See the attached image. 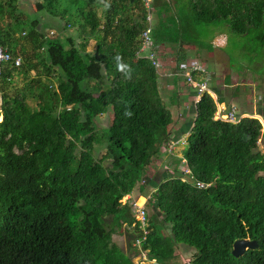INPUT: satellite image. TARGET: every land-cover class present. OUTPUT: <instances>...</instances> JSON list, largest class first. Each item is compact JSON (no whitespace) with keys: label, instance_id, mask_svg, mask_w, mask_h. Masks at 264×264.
<instances>
[{"label":"trees","instance_id":"16d2710c","mask_svg":"<svg viewBox=\"0 0 264 264\" xmlns=\"http://www.w3.org/2000/svg\"><path fill=\"white\" fill-rule=\"evenodd\" d=\"M145 1L35 0L30 13L23 0H0V47L12 56L0 64V264H136V257L137 264H264L261 121L216 117L217 102L228 103L223 112L244 110L227 100L240 97L238 87L225 99L210 87L205 63L206 72L191 74L208 91L188 87V131L176 139L169 107L179 102L178 84H190L182 65L200 61L190 50L211 52L216 31L264 49V0ZM149 24L152 41L140 54ZM262 105L256 112L264 119ZM105 114L112 120L100 129ZM163 148L170 175L148 177ZM146 185L155 210H146L142 228L122 199L136 188L147 196ZM115 234L126 235L129 249ZM243 238L257 246L233 255Z\"/></svg>","mask_w":264,"mask_h":264},{"label":"rangeland","instance_id":"374dc122","mask_svg":"<svg viewBox=\"0 0 264 264\" xmlns=\"http://www.w3.org/2000/svg\"><path fill=\"white\" fill-rule=\"evenodd\" d=\"M34 2L35 0H23V4L21 5L22 7H24L26 9V11L28 12H33L35 10V6H34ZM226 30H220V31H216L215 36L213 38H208V41L212 43L213 48L212 51H214L215 55L213 56V54H210L209 51L205 50V49H201L200 51H198L197 49H192L190 50V57H195V59H197V61H199V63H205L208 62L207 65L210 67L211 70H214L216 72V69L218 70L217 73L219 72V75H226V74H230L231 79L236 78L235 75L238 74V72H240V78L246 77L245 80H247V84L249 85L252 90L250 88L249 89V93L248 96H253V98L250 96L248 97V100H244L243 102L246 104H251L253 102V104L250 106V108H247V110H250L252 107H255L256 105H258V103L260 105H262L263 101H264V49L261 48L259 41H250L247 42L248 36L246 37H238L236 35H232L228 41V34L225 32ZM73 32V30L71 29V33ZM254 40V39H253ZM206 41V40H205ZM207 41V42H208ZM96 48V42L94 40H89L88 45H87V50L88 51H94ZM255 49V50H254ZM250 50H254L255 53L253 51L250 52ZM166 52L168 53V56L165 57L166 58V62L168 63V66L172 67L175 64V57L173 54V50L170 48H167ZM261 52V53H260ZM258 57L259 59H254L255 57ZM215 57V58H214ZM220 57L222 58V60H219ZM244 57V58H243ZM215 62H211V60H214ZM219 60V61H218ZM219 62H221L222 64L220 65ZM224 62V64H223ZM226 66L229 69H232V71H230L228 68H226ZM225 67V68H223ZM250 67H252L255 72L253 73L254 75H249ZM168 69V67H167ZM225 71V72H224ZM244 74V75H243ZM210 75H213L210 71ZM255 78L256 83L253 84L251 83V81H253V78ZM168 78H163V83H167L164 86L166 87L167 90H171L172 88V84L168 83ZM220 80L222 81V76L220 78ZM258 80V81H257ZM215 78L213 76H211V80H210V85H213L215 82ZM220 81V82H221ZM186 84V85H185ZM178 84V92H179V102L173 105L169 104V107L172 111L173 114V118H174V123L170 126L171 127V133L174 136H177L180 132L182 133H187V128L185 125V119H187L189 116L188 113H190V109L192 108V101L190 99H185L184 95L188 93V87L190 86H194L192 84ZM258 84V85H257ZM198 82L195 81V86L197 87ZM244 88L245 86L242 85L240 86V88ZM163 88V87H161ZM160 88V89H161ZM166 89L163 91L161 89V94H162V98L164 101L168 102L169 101V93L165 92ZM245 89V88H244ZM240 90L243 89H238L236 90V92H239ZM251 90V91H250ZM253 92V93H252ZM189 94V93H188ZM245 98L247 97V95L244 96ZM258 99V100H257ZM190 106V107H189ZM235 106L237 108L241 107L240 103H235ZM262 110L264 111V106L262 105ZM2 119V116H0V120ZM112 120V115L111 114H105L103 116H101L99 118V120H97V125L100 129H102V127H106L110 124V121ZM261 121V120H260ZM262 123V121H261ZM262 128L264 129V124H262ZM262 129V131H263ZM186 137V136H185ZM103 142H101V144H97V149L96 152L98 153L100 151V154H102L104 152L103 150ZM184 146L185 145H181ZM259 149L261 152L264 153V140L259 139ZM162 155H160L159 159H156V163L154 165H152V168L149 169V173L147 174L148 177H150L151 175H153V173H155V171H158L157 173H166V175H170V171L166 170L164 165L166 163H168L169 161V156L170 154L167 153L166 151L164 152V148L162 149ZM147 177L146 182H149V178ZM146 192L148 193L147 196H141L139 195V191L136 188L135 192L131 195H127L122 199V202H126L128 199L131 201V205H134L136 203L137 206H142L144 205L145 209L147 211H152L153 209L155 210V207H149L147 205L148 203V197L150 196V192L152 191V187L149 185L145 186ZM143 198V200H142ZM113 239L119 244L121 245L125 250L129 249V242H128V238L126 237V235H118L115 234L113 236ZM139 249H143L142 246H139ZM185 248L182 247V249L180 248H176L175 252L176 253H180L181 256H179L176 261H178L179 263H184L183 261V252ZM183 250V251H181ZM186 255V253L184 254ZM187 256V255H186ZM135 263L137 264L139 262L138 257H136L134 259ZM142 263L144 264H149L148 260H142Z\"/></svg>","mask_w":264,"mask_h":264},{"label":"built area","instance_id":"2783aa9c","mask_svg":"<svg viewBox=\"0 0 264 264\" xmlns=\"http://www.w3.org/2000/svg\"><path fill=\"white\" fill-rule=\"evenodd\" d=\"M146 5L149 7V0L145 1ZM148 20H151V16H148ZM152 25L149 24L148 25V28L144 31L143 33V41H142V46L140 48V54L143 53V52H146L148 51V47H149V44L150 42L152 41ZM147 57L151 60H154V63L157 65V61L155 60V55H156V52H153V51H150L148 52L147 54ZM12 58L11 54L4 51L1 47H0V64L1 62L3 61H8ZM21 63L20 59L17 58L15 60V64L16 65H19ZM182 67H189V70L185 73V76L187 77V80L190 84L194 85L195 86V79L194 77L192 76L191 74V71H194V73L196 75H199L200 73L202 72H206V68L201 65L199 62H191V64L187 65H182ZM198 82V85H197V88H198V91L199 92H203V91H208V87H207V83L206 82H199V81H196ZM225 109V108H224ZM216 117L217 118H221V119H224L226 121H233V122H237L241 119L242 115H237V113L235 112V109L234 107L228 111V112H223V109L222 110H218L217 113H216ZM179 141H170L168 144H167V148L166 150L170 153H173L176 149V146L178 144ZM182 143L184 144L185 142L182 141ZM185 173H190L189 170H185ZM196 186L198 188H205V187H208L209 184L208 183H205L203 181H196ZM150 197V196H149ZM148 197V198H149ZM135 207L136 209V218L137 220L141 223V227L142 228H145V223H146V209L144 207V205L142 206H137L136 203L134 205H132ZM144 233L146 234L147 231H144ZM136 245H138V247L140 246V240L137 241L135 243Z\"/></svg>","mask_w":264,"mask_h":264},{"label":"crops","instance_id":"0c3cea01","mask_svg":"<svg viewBox=\"0 0 264 264\" xmlns=\"http://www.w3.org/2000/svg\"><path fill=\"white\" fill-rule=\"evenodd\" d=\"M214 37V36H213ZM212 37V38H213ZM215 52L214 51H211L210 52V54H213V56L215 55L214 54ZM215 58V57H214ZM219 60H222V58L220 57V59ZM218 60V61H219ZM223 61V60H222ZM211 62L213 63V62H215V59L214 60H211ZM208 62H205V64H207ZM219 64L221 65L222 63L221 62H219ZM223 64H224V62H223ZM209 67V66H208ZM210 68V67H209ZM223 68H225V67H223ZM226 68H228L227 66H226ZM229 69V68H228ZM233 69V68H232ZM232 69H229L230 71H232ZM247 70H250V71H248L249 72V75H254L253 73L255 72V70L252 68V67H250L249 69H247ZM210 71H211V73L213 74V75H210V76H213L214 78H215V82H214V84L213 85H210V87L212 88V89H214V90H216V91H218L219 92V95H220V97H222L223 99H225V96L226 95H229V93H230V91H231V88L232 87H238L239 89H243V90H240L239 91V98L238 99H235V98H233V99H227L228 101H229V103H235V101L237 100L238 101V103H240L241 104V109L242 110H244L243 111V114H242V116L244 117V116H254V117H257V118H259V120H261L262 121V124H264V119H263V117L261 116V115H259V114H257V105L255 106V107H252L250 110H247V108H250V106L253 104V102L251 103V104H246V103H244L243 101L244 100H248V97H250V96H248V91H249V89H247V88H250L251 90H252V88L249 86V85H247V84H244V83H247V80H245L246 79V77H243V78H241V79H239L240 78V72H238V74L237 75H235L236 76V78H233V79H231V76H230V74H224V75H219V72L217 73V69H216V72L214 71V70H211L210 69ZM225 72V71H224ZM244 75V74H243ZM221 76H222V81L220 80V78H221ZM253 78V81H251V83H253V84H255L256 83V81H255V78L254 77H252ZM211 79V78H210ZM227 80H229V81H227ZM221 81V82H220ZM258 81V80H257ZM242 85H244L245 87V89L244 88H240V86H242ZM258 85V84H257ZM250 90V91H251ZM211 93V95L215 98V99H217V94L218 93H215V92H213V91H211L210 92ZM253 93V92H252ZM186 96H187V94H185ZM245 95H247V97L245 98L244 96ZM252 98H253V96H251ZM188 98L191 100V98H190V95H188ZM235 100V101H234ZM258 100V99H257ZM217 105H218V110H222V109H224V108H226L227 107V105H228V103L225 101V102H217ZM264 130V129H263ZM181 133V132H180ZM179 133V134H180ZM183 136H181V137H177V139H180V138H182ZM172 138H174V139H176V136H172ZM261 139L262 140H264V137L263 136H261ZM182 149H184V147L182 148Z\"/></svg>","mask_w":264,"mask_h":264},{"label":"water","instance_id":"95a60500","mask_svg":"<svg viewBox=\"0 0 264 264\" xmlns=\"http://www.w3.org/2000/svg\"><path fill=\"white\" fill-rule=\"evenodd\" d=\"M0 107H1V97H0ZM256 246H257L256 240H251L249 238L239 239L236 240L233 244L232 254L235 256H240L244 254L246 250L254 248Z\"/></svg>","mask_w":264,"mask_h":264},{"label":"clouds","instance_id":"9594fccd","mask_svg":"<svg viewBox=\"0 0 264 264\" xmlns=\"http://www.w3.org/2000/svg\"><path fill=\"white\" fill-rule=\"evenodd\" d=\"M119 59H120L119 56H117V57H116V60H117V62H118V63H117V67H118V69H122L124 66L121 65V64H119Z\"/></svg>","mask_w":264,"mask_h":264},{"label":"bare ground","instance_id":"6f19581e","mask_svg":"<svg viewBox=\"0 0 264 264\" xmlns=\"http://www.w3.org/2000/svg\"><path fill=\"white\" fill-rule=\"evenodd\" d=\"M143 199V198H142Z\"/></svg>","mask_w":264,"mask_h":264}]
</instances>
